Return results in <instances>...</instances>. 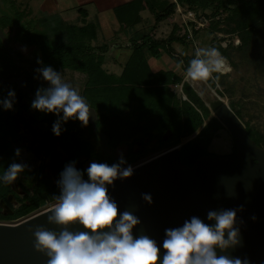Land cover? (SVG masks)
Segmentation results:
<instances>
[{"label": "trees", "instance_id": "trees-1", "mask_svg": "<svg viewBox=\"0 0 264 264\" xmlns=\"http://www.w3.org/2000/svg\"><path fill=\"white\" fill-rule=\"evenodd\" d=\"M179 3H186L189 7L199 6L205 8L211 7L210 15H216L222 9H227L223 0H176ZM143 4L154 14L153 24L146 30L138 32L128 38L124 43L125 47L130 48V55L125 62L122 71L119 74L106 73L102 68V60L106 50H109L107 43L94 44L90 46L83 42L88 31V26H79L72 33L70 26L63 25L61 20H58L57 27H53L54 39L56 43L48 51L52 61L57 62L56 68H60V63L70 65L83 72L86 75L85 93L91 95L86 96L92 103H97V108L100 110V116L96 121H100L104 116V103L109 98L106 93L111 89L112 103H120L126 99H134L137 101V106L133 112L139 111L141 121H124L120 117L123 113L121 110H113L112 121L110 125L98 123V127L102 133L109 137L111 146H116L121 142L126 141L127 152L122 154L127 164H131L136 160L145 157L148 153L159 150L161 148L168 149L179 142L181 136L191 134L196 131L203 123V120L209 116V107L196 94L194 89L187 83H182V90L186 95L185 99L180 100L179 105L164 107L165 94L160 93V87L170 81H178L180 78L170 73L169 71H151L148 66L147 55L156 56L160 49L175 62L181 63L184 68L190 57L176 53L172 48L171 43L175 40H182L181 37L170 31L165 37L155 36L158 24L161 20L169 16L175 7V1H169L158 10H154L153 3L149 0H129L127 2L115 5L113 11L119 21L121 29H124L127 24L139 21V9L143 8ZM229 13L226 15V21H232L230 31L241 29L244 31L241 38L244 40L250 38L252 28L257 31V24L264 22V0H242L239 4L229 8ZM45 15V14H44ZM44 15L40 17V22L45 23ZM134 21V22H133ZM216 20L212 29L216 28ZM44 26V25H43ZM258 26V25H257ZM41 34V33H40ZM94 36V32L91 33ZM115 46V45H112ZM72 57H69L71 56ZM71 58L72 60H68ZM127 71L130 75H127ZM138 84H141L138 85ZM8 86L12 84L0 81V98L6 96ZM37 88V85H34ZM136 86V88H135ZM115 88L116 90H113ZM84 93V94H85ZM104 104V105H103ZM18 104L15 100L11 110L0 109V170L6 168L13 160L17 161V155L14 154V144L20 141L17 133L18 126L12 115L17 109ZM231 107V106H230ZM236 115L237 112L234 111ZM128 114V113H127ZM129 115V114H128ZM208 121L204 123L197 131L196 135L181 144L177 148V154L182 165L189 167L195 160L201 156H210L213 158H227L235 154L236 148L233 144L232 150L223 155H214L208 150V145L211 138L214 136L218 128L223 125L215 115L208 117ZM245 130L253 141L259 147H264V132L258 133L253 131L249 126L245 125ZM166 129L170 130V134L162 139V135ZM138 141L139 145L136 150L132 149V145ZM118 157L108 158L107 163L111 164L118 160ZM33 174L29 172V167H26L19 175ZM18 175V176H19ZM43 175V174H42ZM32 189L25 192L17 206L7 202V194L12 193L13 197H17L12 189V183L0 184V199H3L9 208L10 212L5 209L0 211V219L14 220L25 216L33 211L40 204L45 202V197L49 199L56 198L59 195V186L44 182V175ZM15 180L17 186L25 189L24 185L18 180ZM87 179V178H84ZM27 189H25L26 191Z\"/></svg>", "mask_w": 264, "mask_h": 264}, {"label": "clouds", "instance_id": "clouds-1", "mask_svg": "<svg viewBox=\"0 0 264 264\" xmlns=\"http://www.w3.org/2000/svg\"><path fill=\"white\" fill-rule=\"evenodd\" d=\"M37 63L41 66L35 71L48 86L35 90L30 107L57 114L51 125L52 133L57 136L62 131V123L69 119L87 125L91 106L86 98L64 82L61 72L43 65L39 59ZM224 71L225 58L214 46L197 48L185 68L187 78L201 82L210 77L218 79L219 76L212 74ZM206 90L202 89L201 95ZM14 102L15 91L10 88L6 96L0 98V109L11 110ZM14 154L19 156L20 149H14ZM26 167L25 163L13 160L0 170V184L12 183ZM132 173L133 166L126 163L122 154L111 164L91 161L83 173L72 162L64 166L56 182L59 195L46 216L48 222L63 227L59 232L43 225L30 229L33 247L46 254L47 264H156L160 248L164 251L159 264H250L247 257L241 259L223 254L240 243L236 213L243 205L207 211L206 218L214 220L212 224L191 216L181 226L165 228L159 248L148 235L134 238L132 229L139 223L138 217L125 210L119 212L117 219V204L107 189L117 177L123 179ZM84 174L87 179L83 178ZM141 195L151 203L150 194ZM77 222L90 231H69L67 226ZM105 228L108 231H103ZM217 248L220 255H217Z\"/></svg>", "mask_w": 264, "mask_h": 264}, {"label": "rangeland", "instance_id": "rangeland-1", "mask_svg": "<svg viewBox=\"0 0 264 264\" xmlns=\"http://www.w3.org/2000/svg\"><path fill=\"white\" fill-rule=\"evenodd\" d=\"M43 1V2H42ZM153 3L154 10H158L164 6L169 1H175V7L173 12L167 16L165 19L161 20L158 24V29L156 30L155 36L165 37L170 31H172L178 37H181L182 40H175L171 43L172 48L176 53L186 55L190 58L194 55V52L199 47H216L219 52L225 58V71L220 73H213L212 76H219L218 79L209 78L207 81L201 82L199 80H191L186 77L185 68L181 63H177L172 60L163 49H160L156 56L147 55L148 66L151 71H169L177 75L180 80L170 81L163 85H158L160 87V93L165 94L164 107H173L179 105L180 100L185 99L186 95L183 92L181 86L183 82H187L200 97V99L207 104L208 100L219 96L223 101L229 105V107L237 112L238 118L242 121L243 124L249 126L253 131L258 133L264 132V22L257 24V31L252 28L250 38L242 39L241 34L244 33L243 30L238 29L235 31H230L229 28L233 25L232 21H226L225 17L229 13V8L234 7L239 4L242 0H223L224 5L227 6V9H222L216 15H210L211 7L207 6L205 8H200L199 6L189 7L186 3H179L176 0H149ZM49 3L50 0H30L29 7H26L25 11L29 13L28 16L23 14L21 11L22 8H25L24 1L17 0V3H11L10 0H6L5 7L0 9L1 14H4L7 19H10V23H14L17 30L25 28V31H19L18 35L14 37L6 38L8 45L14 49V52L17 56L24 57L25 59L16 60L18 68L25 70L29 74V81L37 85L38 87H47V81L43 80L39 73L35 71L41 65L37 63L39 59L43 65L51 66L54 70L61 72L62 79L64 82L69 83L72 87H75L80 94L85 93L84 87L86 82V75L80 70L73 68L70 65H63L60 63V68L54 67L58 64L55 61L50 60V53L48 52L51 47L56 43L54 39V33L52 28L58 24V20H61L63 25L70 26V30L73 33L74 29H78L80 26V21L78 18L81 15L78 13L73 6L65 10L64 13H53L49 14L44 13V8H42L45 3ZM74 3V0L72 1ZM22 3V4H21ZM143 8L139 9L140 15L138 17L139 21H136L134 24L130 22L127 24L129 33L132 35V31H146L154 21V14L149 10V6L146 7L145 4L141 3ZM21 6V8H19ZM86 6V5H85ZM73 7V8H72ZM87 7V6H86ZM42 10V13H41ZM45 10H47L45 8ZM41 13V14H40ZM45 15H44V14ZM44 15L45 23L43 25L40 22V16ZM90 18L92 16L90 15ZM217 22L216 28L212 29L211 25ZM134 22V21H133ZM138 22V23H137ZM78 24V25H77ZM55 25V26H54ZM57 27V26H56ZM58 30L60 28L57 27ZM41 33V34H40ZM122 34L119 33L114 35L112 42L114 40H122ZM93 40V41H92ZM103 40V39H102ZM85 44L90 46L94 43H100V39H89L85 36L83 38ZM101 43H107L103 41ZM110 42H108V45ZM117 48H108L106 50L103 60L102 68L106 73L119 74L124 65V60L126 56L129 55V49L121 48L120 45H115ZM114 46V47H115ZM23 49V50H22ZM119 55V56H118ZM122 55V56H121ZM159 56L168 57L165 61H162ZM69 57H72L69 56ZM123 58V59H122ZM10 59V58H9ZM13 59V58H12ZM14 60V59H13ZM72 60L71 58L68 59ZM163 66V68H160ZM58 67V66H57ZM172 67V69H171ZM122 68V69H121ZM11 69V68H9ZM127 75L130 73L127 71ZM141 86V84H138ZM136 88V86H135ZM207 89L203 95H201L202 89ZM113 90H116L113 88ZM110 92L105 94L109 97L105 101L104 109L108 114H111L112 117L115 104L112 103L111 98H115L111 95ZM4 92H8L5 90ZM86 96H91L85 93ZM97 106V103H93ZM118 104V103H117ZM120 108L122 110L134 111L133 109L137 106V101L132 99H126L125 101H120ZM115 111V110H114ZM140 115V114H139ZM214 115L209 110V116ZM130 116H134L131 113ZM205 118L203 123H206L209 118ZM141 118V117H140ZM78 121V120H75ZM102 124L110 125L109 121H112L108 116L103 117L101 120ZM100 122V123H101ZM201 125V126H202ZM201 126L191 134L181 136L179 142L174 145L179 147L181 144L192 139ZM66 132L69 134L71 140H77L79 134L73 127H65ZM73 134V135H72ZM96 143H99V147L102 148L106 146L105 139L100 137ZM233 141L228 130L222 126L217 129L214 136L211 138V141L208 145V150L214 155H223L232 150ZM123 145L119 144L117 147H112L104 149L103 152L98 151L101 155H106L107 152L109 155L112 153L118 154L122 150ZM19 148L20 154L17 156V162H22L25 164H32L33 157L28 149L23 145L21 141L14 144V149ZM264 149V147H262ZM165 150L161 148L159 150L148 153L145 157L140 158L138 161H144L145 159L159 153L160 151ZM137 161V163H138ZM131 163L130 165H134ZM22 177V176H21ZM24 183L26 182L25 178L21 179ZM18 187L15 183V188ZM19 188V187H18ZM21 189L17 197L12 198L9 202L13 206H17L20 203ZM56 201L46 202L44 207H50ZM1 207V206H0ZM2 211V209H0ZM26 216V215H25ZM24 216V217H25ZM23 217V218H24ZM21 218V217H20ZM18 218V219H20ZM14 220L0 219V222H16Z\"/></svg>", "mask_w": 264, "mask_h": 264}, {"label": "water", "instance_id": "water-1", "mask_svg": "<svg viewBox=\"0 0 264 264\" xmlns=\"http://www.w3.org/2000/svg\"><path fill=\"white\" fill-rule=\"evenodd\" d=\"M0 37L7 46L1 30ZM4 80L16 82L17 88L25 93L21 77ZM207 105L230 133L236 148L233 156H201L186 167L179 160L177 147L173 146L133 165L131 176L114 179L111 185H107L108 195L117 204V219L119 212L125 210L138 217L139 223L132 229L134 238L148 235L156 241L158 248L164 239L165 228L181 226L191 216L212 224L214 220L206 218L207 211L243 205L242 210L236 213L240 243L223 254L241 259L247 257L250 264H264V149L253 143L242 121L222 98L216 96L208 100ZM89 111L91 120L93 110L90 108ZM22 114L34 132L40 135L41 125L31 123L27 112ZM169 134L170 130L166 129L162 139ZM20 136L31 145V132L23 128ZM55 149L63 158V149L59 146ZM48 168L51 169L50 162ZM12 188L15 189L14 182ZM142 193L151 195V203L142 198ZM12 198V193H8L7 201ZM53 205L17 222H0V264H47L46 254L33 247L34 237L30 229L43 225L49 230L60 231L63 226L46 219ZM0 206L7 212L11 211L3 199H0ZM67 227L73 232L90 231L78 222ZM163 251L160 248L156 264H159ZM216 252L221 254L218 248Z\"/></svg>", "mask_w": 264, "mask_h": 264}, {"label": "flooded vegetation", "instance_id": "flooded-vegetation-1", "mask_svg": "<svg viewBox=\"0 0 264 264\" xmlns=\"http://www.w3.org/2000/svg\"><path fill=\"white\" fill-rule=\"evenodd\" d=\"M5 1L6 0H0V9L5 7L6 5ZM22 1H24L23 5L25 6V8H22L21 11L23 12V14L28 16L29 13L25 11L26 7L29 6L27 2L28 0H22ZM10 2L17 3V0H10ZM19 8H21V6ZM3 15L4 14H1L0 12V30L2 31L5 40L8 37L7 35H9L12 38L18 35V32L20 30L25 31V28H21L17 30L16 26H14V23L13 22L10 23V19H7ZM18 59H25V58L21 56H17L14 52V49H12L8 45V43L7 46H5L0 37V81L7 82L4 79H8L11 77H21V79H23L22 84L24 86L25 93L22 92L21 88H17L16 82L10 83L12 84V86H8L7 90L11 88L14 89L15 91V100L17 101L18 107L13 111L12 115L14 117V121L18 126L17 133L19 135L20 141L28 149V151L31 153L34 159L33 161H31L33 165L26 164L27 167H29V172L30 173L33 172V174H29L30 177H28L27 175L18 176V180L24 185L25 189L27 190L25 191L24 188L18 185L19 188L18 187H16L15 189L12 188L16 195L19 194L20 189L22 192L20 196H22L27 191L31 192L33 187L39 181H41L40 175L42 174L44 175V179H43L44 182L49 181V183L53 187L55 184L58 185L56 182L59 180V173L63 170L64 166L70 162H72L73 166L81 170V172L83 173V170L88 167L91 161L107 163V161L109 160L108 158H114L120 156L121 154H126L127 152L126 141L120 143L121 145H123V147L118 154L112 153L111 155H109V153L107 152L106 155H101L100 153H98V151L103 152L104 149L111 148V144L109 141V137L104 133H102L98 127V123H100V121H96L97 118L100 116L99 113L100 110L91 101H89V98L86 97L84 91L83 93H81V95L86 98L87 102L91 106V109L93 110L92 119L91 120L89 119L87 125H82L80 121H75V119H69L66 122L62 123L61 125L62 131L60 132L59 136L53 134L51 131V125L57 119V114L41 112L32 109L30 107V102L34 98V93L37 88L34 86L35 85L34 83L29 81L28 72L21 69L20 67L18 68L16 64V60ZM119 104H120L119 102L118 104L117 103L115 104L114 110L118 109L122 111L123 114L120 117H122L124 121H130V120L141 121V119L138 118L139 111L133 112V111H127V109L122 110ZM23 111L27 112L28 118L31 123H36L41 125V128L39 129L40 135H37L34 132L31 124L26 122V119L22 114ZM131 113H133L134 116H130ZM103 116L104 117L108 116L109 118H111L110 117L111 114H108L107 112H104ZM65 127L67 128L73 127L75 131L77 127L78 132L77 131L76 132L79 134L78 139L71 140V138H69L68 132H66ZM23 128L31 132L32 134L31 145L26 144L21 139L20 132L23 130ZM100 137H103L105 139V144H106V146L102 148L99 147V143H96L98 140H100ZM118 145L119 144L112 147L115 148ZM138 145L139 142L136 141L135 144L132 145V149L136 150L138 148ZM56 146H59L63 149V153H62V155L64 156L63 158H61V154L57 151V149H55ZM138 160H136L133 163L137 164ZM48 162L51 163V169L48 168ZM21 176L25 178L26 180L25 183L21 180L22 179ZM83 178H87L86 174H84ZM13 182L16 183L15 181ZM51 201H56V199L55 198L49 199V197L46 196L45 202L43 204H40L33 211L27 213L25 217H29L37 212H40L48 208V206L44 207V204L46 202H51ZM1 208L4 209L3 207Z\"/></svg>", "mask_w": 264, "mask_h": 264}, {"label": "crops", "instance_id": "crops-1", "mask_svg": "<svg viewBox=\"0 0 264 264\" xmlns=\"http://www.w3.org/2000/svg\"><path fill=\"white\" fill-rule=\"evenodd\" d=\"M29 1L30 0L27 1L28 5H29ZM72 1L73 0H50L49 3L44 2L45 5L42 7L44 8L43 12L44 13L48 12L49 14H53V13L62 14L69 7L73 6L74 9L78 11V13L80 11L79 14L81 15V17L78 18V20L80 21V26L89 25L88 27L89 33L87 32L86 37H88L90 40L94 39V36H90L92 35L91 33L94 32L95 39H100L101 42L107 41V44L108 42H110V44L108 45L110 49L111 48L116 49L117 47L116 46L114 47L112 45L118 44L121 46V48L123 47L125 49H129V55H130V48L125 47L124 43L128 41V38L130 36L137 34V31H132L133 34L128 35L130 28L128 29V26H126L124 29H121L119 25V21L117 20V17L113 11V7L115 5L127 2L129 0H74V3ZM45 8L47 10H45ZM138 13L139 15L141 14L140 11ZM90 15L92 16V18H90ZM119 33L122 34L123 41L115 39L114 40L115 42H112L113 39L112 37ZM101 42L94 44H102ZM129 55L128 57L126 56L125 59L122 58L124 60V64L129 58ZM159 57L161 58L162 61L168 59V57L165 58V56H159ZM160 68H163V66H160Z\"/></svg>", "mask_w": 264, "mask_h": 264}, {"label": "built area", "instance_id": "built-area-1", "mask_svg": "<svg viewBox=\"0 0 264 264\" xmlns=\"http://www.w3.org/2000/svg\"><path fill=\"white\" fill-rule=\"evenodd\" d=\"M24 218H26V217H24ZM24 218H23V217H21L20 219H17V220H15V221L17 222V221H20L21 219H24Z\"/></svg>", "mask_w": 264, "mask_h": 264}]
</instances>
